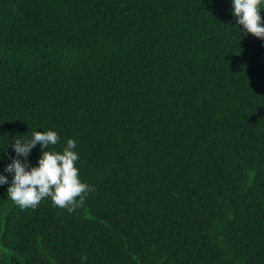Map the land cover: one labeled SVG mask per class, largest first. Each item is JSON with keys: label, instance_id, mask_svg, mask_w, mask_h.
I'll list each match as a JSON object with an SVG mask.
<instances>
[{"label": "trees", "instance_id": "trees-1", "mask_svg": "<svg viewBox=\"0 0 264 264\" xmlns=\"http://www.w3.org/2000/svg\"><path fill=\"white\" fill-rule=\"evenodd\" d=\"M238 28L230 0H0V174L52 130L95 187L69 215L0 186V264H264V40Z\"/></svg>", "mask_w": 264, "mask_h": 264}, {"label": "clouds", "instance_id": "clouds-1", "mask_svg": "<svg viewBox=\"0 0 264 264\" xmlns=\"http://www.w3.org/2000/svg\"><path fill=\"white\" fill-rule=\"evenodd\" d=\"M232 15L236 25L244 35L251 34L257 39L264 40V21L260 13L264 0H230ZM60 136L52 130L32 132L28 139L14 140L12 144L16 157H23L25 162L18 158L12 159L4 173L0 174V186L9 185L6 199L21 211L35 210L44 200L59 211L75 215L82 210L88 197L95 191L80 182V157L77 154V143L67 139L61 151L54 146L60 142ZM39 144L41 157L36 167L27 163V157ZM47 149V150H45Z\"/></svg>", "mask_w": 264, "mask_h": 264}]
</instances>
